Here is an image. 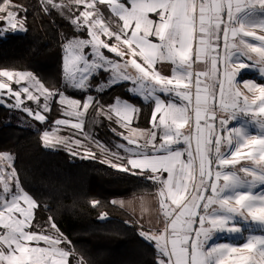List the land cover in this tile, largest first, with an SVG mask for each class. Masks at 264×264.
<instances>
[{"label": "snow or ice", "instance_id": "1", "mask_svg": "<svg viewBox=\"0 0 264 264\" xmlns=\"http://www.w3.org/2000/svg\"><path fill=\"white\" fill-rule=\"evenodd\" d=\"M45 3L52 10L58 7L52 0H45ZM75 3L85 4V10L72 22L77 27H87L90 37L71 39L64 46L66 48L64 69L77 88L86 87L85 81L90 71L93 69L107 71L108 68L105 67L107 65L115 69L123 81H140L141 88L144 81H150L153 84L151 89L153 93L158 87L161 92L174 93L187 102L185 105L166 103L156 95L151 123L162 130L161 143L156 145L155 131L135 130L139 131L140 135L148 137L141 146V151L135 153V158H129L123 164H110L115 169L144 176L146 180L161 186L159 192L161 207L164 209V215L170 219L165 223L162 234L149 235L141 232L140 235L149 241L157 242L160 254L167 259V264H261L251 256L243 255L242 250L252 252L259 246V255L264 259V235L249 234L242 248L230 243L209 242L213 241L217 233H242L244 229L240 226V220L264 225V188L258 193L253 191L264 185V135L250 136L243 127H227L230 120H235L237 115L250 113L258 127L264 129V84H257L252 80L243 81L244 87L254 94L251 99L236 87V77L242 69L250 66L243 62L237 63V54L248 57L250 61L253 59L251 53L257 54L258 59L253 66L258 65L259 71L264 74V36H256L254 31H245V20L234 19L233 14V8L236 13L244 11V7L264 10V0H252L250 4L244 6L240 3L233 4L232 0H215L213 4L199 5L196 0H129L128 5L117 3L116 0H92L91 3H87L86 0H75ZM97 3L110 4L112 11L120 16L123 26L118 31L111 30L102 19L93 18L94 12L99 15L95 7ZM16 8L11 0H0V13H3L0 16V23L6 24L8 30L26 31L25 21L17 18L19 13ZM225 9L226 21L221 17ZM19 12L26 13V10L21 8ZM150 13L155 14L158 20L150 19ZM245 15H251V12H246ZM197 18L199 41L195 57L196 60H207L210 57V72L213 78L217 75L220 60L217 51L220 26L222 23L226 25L223 29V79L217 83L219 109L221 112H227L228 116L219 118L218 127L217 112L212 106L217 96L216 83L205 84L201 88L203 83L201 77L207 78L209 71L195 74V106L189 107L193 103V41ZM236 24L239 27H235ZM258 26L264 28V17ZM4 33L5 29L0 28V35ZM229 34L231 37L240 34L255 37L261 45L247 43L243 36L238 44L229 45ZM101 35L108 39L114 38V42L108 43L101 39ZM150 37L156 38L159 42H154ZM122 45L126 46V50ZM85 47L90 49L94 59H88L83 51ZM102 49L120 58L130 53L131 59L124 60L123 67L130 66L136 75L125 74L120 61L106 57ZM138 56L143 62L138 61ZM234 57L236 59H233ZM165 60L171 61L182 71L174 69L171 77L162 75L156 70L155 65ZM77 72L82 73L79 81L75 80ZM0 77L8 81L0 79V90H5V94L0 96V104L13 110H22L39 122L47 120L44 113L51 110L50 100L53 97L58 96V102L71 107L73 109L71 114L77 116L86 112L93 103V97L87 96L81 112L80 100L66 98L55 90L50 91L31 72L3 70L0 71ZM12 81L18 86L26 81L35 92L30 90L29 86L13 90L10 83ZM129 91L136 90L129 88ZM22 93L25 94L23 99ZM41 98L44 100L43 104L40 103ZM9 99L12 103H5ZM25 100L35 102L36 108L28 107ZM115 111L117 116L122 117L124 126L127 127L133 119V113H137L138 109L124 102L122 107L116 108ZM190 112H194V129L185 134L182 130L193 119ZM57 123L69 122L60 120ZM73 126L81 128L82 122ZM224 132L227 133L226 136L222 134ZM124 138L136 143L131 136ZM42 139L45 147L53 149L64 143L63 140L50 139L47 131L44 132ZM222 142L227 148L235 144V150L230 154L222 151ZM149 144L151 149L148 148ZM180 144L185 147H174ZM243 148H251V151L245 156L241 151ZM3 155L11 159L7 153ZM241 159L252 160L260 167L258 170L243 167L240 171L245 176H241L237 171L231 170V166L238 165ZM145 172L148 174L145 175ZM164 173H167L166 178L163 176ZM245 185L248 186L247 190H240ZM209 189L211 194L205 195ZM4 191H10L7 183ZM99 203L92 202L93 206ZM37 207L36 200L27 192L13 193L0 204V226L7 230L0 235V244L7 245L8 249L5 252L0 248V264H68L69 252L57 247L64 239L58 229L55 239L50 235L26 230L31 226L34 209ZM105 218L107 214L99 217L101 220ZM51 227L56 228L54 223ZM29 242H34L37 246L31 247ZM40 242H44L48 247H40ZM159 264H165V260L161 259Z\"/></svg>", "mask_w": 264, "mask_h": 264}, {"label": "trees", "instance_id": "2", "mask_svg": "<svg viewBox=\"0 0 264 264\" xmlns=\"http://www.w3.org/2000/svg\"><path fill=\"white\" fill-rule=\"evenodd\" d=\"M11 3L24 19L26 31L0 37V70L30 71L45 87L62 89L64 46L72 38L86 35L85 29H77L70 19L45 7L41 0H11ZM21 8L26 13L19 12ZM108 75V71H100L92 76L86 90L67 89L66 92L80 100L94 95L105 107L118 97L125 99L138 108L133 125L150 128L154 102L133 95L127 82L98 91L96 86ZM7 111L0 104V152L13 155L22 189L37 202L28 229L46 232L54 223L68 241L70 261L80 258L85 264H159L162 256L156 246L140 235L145 226L113 201L136 193H153L161 186L144 176L115 169L100 159L78 158L66 150L45 147L43 131L63 115L58 101L53 102L48 119L40 129L2 124ZM119 131L120 127L112 131L107 122L95 127V135L107 144L113 140L115 144L124 141ZM93 201L100 203L93 206ZM102 214H107V218L99 219Z\"/></svg>", "mask_w": 264, "mask_h": 264}, {"label": "rangeland", "instance_id": "3", "mask_svg": "<svg viewBox=\"0 0 264 264\" xmlns=\"http://www.w3.org/2000/svg\"><path fill=\"white\" fill-rule=\"evenodd\" d=\"M41 1L45 7H47V8L49 7L48 5H46L45 0H41ZM52 2L56 5H58V7L55 10L60 12L64 16H66L68 19L71 20V22L74 21L77 16H80L81 13L85 10V4L82 3V4L77 5L75 3V0H52ZM86 2L91 3L92 0H86ZM95 7H96V9H98L99 15H97L96 12H94L93 18L94 19H102L103 22L105 24H107L111 30L118 31L119 30V23H118L117 18L115 17V15H117V14L112 11L111 5L106 4V3L105 4L97 3L95 5ZM88 10H92V9H88ZM17 18L20 19L22 17L20 15H18ZM74 26L77 29H81V30L85 29V31L87 33L86 35L76 37V38H80V39H89L90 38L87 27H77L76 24H74ZM24 27H25V25H24ZM0 28L5 29V33L3 35H0V37H4L8 33H23V32H25V31H17V30H8V26L4 23H0ZM72 39H75V38H72ZM101 39L106 40L110 44L114 42V38L108 39L104 35H101ZM68 42H66V44ZM122 48L126 50V46L122 45ZM105 50L106 49H102V51L104 52V55L106 57H109L110 59L120 61L121 66H122V71L125 74H127L129 67H127V68L123 67V61L127 60V55L123 58H120V57L115 56L114 54H112V55L107 54V52ZM83 51L88 56L89 60H92L95 58L90 53V49L88 47H85ZM65 55H66V48H64V57H65ZM105 67L108 68L107 71L109 72V75L107 76V78L105 80H103L101 83H99L96 86V89L100 92L108 89L109 87H111L113 85H116V84L123 82V80L120 78V76H118L116 74L115 69L109 68L107 65H105ZM3 70H10V71H14V72L23 71V70H16V69H1L0 71H3ZM24 72H30V71H24ZM99 72H100V70H96V69H93L92 71H90V73L88 74V79L85 81L86 87L84 89H79L75 86V84L73 83V80L69 77L67 71L64 69V64H63L62 89L55 90V91L62 93L66 98L78 99V98L72 97L69 94H67L66 90L67 89L86 90L90 86V79L92 78V76L98 74ZM31 73L40 81L41 84H43L41 82V80L33 72H31ZM81 75H82L81 72H77L75 75V80L79 81ZM246 75L249 77H255V74L251 75L250 73H247ZM0 79H4L6 82H8L6 78L0 77ZM259 80H261V78H259ZM10 83L12 84L13 90H18L19 87H21V86H29L30 90L35 92V89L26 81L22 82L20 86L16 85L14 81H12ZM49 90L53 91L52 89H49ZM131 93L133 95H137V96L139 95L137 92H134V91H131ZM4 94H5V90H0V96H3ZM24 95L25 94L22 93V99L24 98ZM87 96L93 97V103L86 112H83L82 104H83V102H85L86 98L84 100L78 99L81 101V108L79 109V111L83 112V114L80 116L71 114L73 112V109L66 104L60 103L61 107H62V114H63L62 117L56 119L49 128L45 129L42 133V137H43L44 132L47 131L49 133L50 139H52L53 141L63 140L64 143L58 144L54 149L50 148V147H47V148L53 149V150L63 149V150L68 151L73 156L78 157V158H97V159H100L101 161L107 163L108 165L119 164V163L115 162V161H117V158H118L115 155V146L123 148L124 145H120L121 143L115 144V140H113L110 144H107L104 142V140L99 138L98 142H101V144H103L104 147H103V149H98V156H95V155L88 154L87 150L89 149V147L92 145L93 142H91L89 140V138L85 137L84 135L85 134H87L88 136L91 134L95 135V127L102 122H107L108 127L111 128V130L114 132L116 131L117 127L122 128V126L119 124V122L121 123L123 121L122 117L116 115L115 109L122 107L123 103L127 102V101L125 99L118 97L115 99V102L112 105L105 107V106L100 105L96 101L94 95L89 94ZM58 100H59L58 96L51 98L50 109H51L53 102L58 101ZM5 103H12V101L9 99V100H6ZM40 103L41 104L44 103L43 98H41ZM25 104H27V106L30 108H36V103L33 101L25 100ZM185 104H187L186 101H184L181 105H185ZM192 105H193V103L191 105H189V107L190 108L194 107ZM48 112H45L44 114L47 116ZM137 114H138V112L133 113L132 121L135 122V120L137 119ZM189 114L193 117L192 120H194V112H190ZM109 117H111V118L109 119ZM47 119H48V116H47ZM60 120H65V121H68L69 123H67V124L57 123V121H60ZM192 120H190L189 124L185 126V128H187V131L185 132V134H187L190 129H194V124L192 123ZM44 122L36 121L33 117L27 115L22 110H18V109L13 110V109L8 108V111L3 116L1 123L2 124H16V125H21L24 127H29L32 129H40L41 125ZM81 122H82L81 128H75L73 126L76 123H81ZM217 127H218V125H217ZM224 133H226V132H224ZM224 133H222V134L224 135ZM77 141H79V143H77ZM155 143L157 144V141H155ZM194 143L195 142L193 141V146H194ZM214 143H215V141H213V152H212L213 156L215 154L214 153ZM143 145L144 144H141L139 146H134V147L126 146L124 148L127 149L129 152H137L139 147H141ZM184 147H185V145H184ZM221 147H222V150H224V151L225 150L228 151L230 149V148H227L226 144H224L223 142H222ZM149 149H151V147ZM232 149L233 150L235 149V144H233ZM5 153H7V152H0V204H2L6 198L11 197L13 193L16 194L18 192H25L19 183L17 173H16L15 167L13 165V161H14L13 155L11 153H7L8 156L11 157V159H8L7 157H5L3 155ZM185 159H186V156H185ZM259 167L260 166H255L254 168L259 169ZM232 169L237 171L239 175L245 176V174L242 171H240V169H242V168L239 167L238 165L234 166ZM13 170H15V175H13ZM215 170H216V168H215V166H213V171H215ZM163 176L166 178L167 173H164ZM211 182L212 181H209V183H211ZM5 183H7L8 187L10 189L9 192L4 191ZM221 183H223V181H221ZM247 187L248 186L245 185L240 190L245 191V190H247ZM262 188H264V185H260L259 187L253 189V191L258 193ZM159 192H158V194H159ZM210 194H211V192L209 189V191L206 192L205 195H210ZM160 201H161V197L159 194L158 211H159V214H160L161 219L163 221V225L161 227H159L158 230L150 231L149 235H160V234H162V230H163L165 223H167L170 219L164 215V209L161 207ZM201 207H202V204H201ZM197 220H198V218H197ZM251 223H254L253 224L254 227H257L259 225V223H255V222L245 223L243 220H240V225L252 226ZM194 227H195V225H194ZM0 229H4V228L0 227ZM56 229L57 228L53 229L50 225L48 227V230L46 232H43V233L48 234L55 239L56 238ZM243 236H244L243 233H240V234L217 233L214 235L213 241H210L209 243H212V242L227 243V241H229L230 243L240 244L244 241L243 240L244 238H240ZM63 238H64L65 242H63V240H62L60 245H57V247L69 249L67 246L66 238L65 237H63ZM170 238L171 237L169 236V241H170ZM151 242L156 246V248L160 254L159 248L157 247V242H155V241H151ZM69 255L71 256V252ZM255 255H256V253H254L251 257L256 261ZM70 256L68 257V264H85L80 258H74L70 261ZM162 259H164L165 264H167V259L163 256H162ZM260 259L262 262H264V259H262V258H260Z\"/></svg>", "mask_w": 264, "mask_h": 264}, {"label": "crops", "instance_id": "4", "mask_svg": "<svg viewBox=\"0 0 264 264\" xmlns=\"http://www.w3.org/2000/svg\"><path fill=\"white\" fill-rule=\"evenodd\" d=\"M116 2L117 3H124L126 5L129 4V0H127V2H124L122 0H116ZM214 2H215V0H196V3L198 5L200 3L213 4ZM232 2H233V4L240 3L242 6H244V5L250 4L252 2V0H232ZM246 12H251V15L246 16L245 15ZM233 14H234V19L239 18V19L245 20V22H246L245 31H254L256 33V36H264V28H261L258 26L261 18L264 17V10H260L259 8L252 10L248 7H244V11H242L240 13H236L235 8H233ZM115 17L118 20L119 28H121L123 26V20L118 15H115ZM221 17L223 20H225V21L227 20V9H225L221 13ZM149 18L153 19V20H158V17L152 13L149 14ZM225 26L226 25L224 23H222L220 26V39L217 42L219 44V48L217 49V51L220 54V60L218 61V65H217L218 72H217V75L215 78L212 77L211 72H210V57L207 60H196V57H195V51L198 48V41H199L198 18H197V24H196V31L194 34L195 38L193 41L194 55H193L192 71L194 73V76H193V86H192V91H193V105L192 106H195V104H194V100H195V87H194L195 74L201 73L204 71H209V76L207 78L201 77V80L203 81V83L201 84V88H203L205 86V84L216 83L217 96H216V99L213 101L212 106L217 112V121H216L217 125L219 123V118L228 116L227 112H221L219 109V84L217 83L218 80L223 79V76H222L223 67H224V63H223V56H224L223 29ZM234 26L239 27L238 24H236ZM242 36H243V34H240L236 37H231V35L229 34V45H231L233 43L238 44L240 42ZM150 39H152L154 42H159L154 37H150ZM213 39L215 40V37ZM243 39L247 43H253V44H256L257 46L261 45V42L256 40L255 37L243 36ZM137 51H139V49H137ZM237 56H238L237 63L243 62V63L249 64L250 66L246 69H242L240 74L236 77V87H238L240 89V91L242 92L243 95H247L251 99V98H253L254 94L252 92L248 91L244 87L243 81L252 80L257 84H264V74H262L259 71L258 65L253 66L255 60L258 59L257 54L251 53V56L253 57V59L251 61L248 59V57L239 56V54H237ZM127 59H131L130 53L127 54ZM137 59H138V61L143 62L142 58H140L139 56L137 57ZM233 59H236V57H234ZM155 68L162 75L169 76V77L173 76L174 69L177 71H182V69H177V66L175 64H173L171 61H166V60L157 62L155 65ZM251 72L255 74V77H249L246 75L247 73H251ZM127 74H131L133 76L136 75L135 70L132 69L130 66H129V70H128ZM259 78H261L262 81L259 80ZM123 82L129 83V88L135 89L136 91H134V92H137L139 94L138 96H140V97L142 96L141 98L143 100L153 101L154 102V108H155V96L156 95H159L161 97V99L165 100L166 103L171 102V103H175L177 105H181L184 102V100L181 97L176 96L174 93L165 94V93L161 92L158 87L156 88V92L153 93L151 91L153 84L150 81H144L143 82V88H141V82L140 81L134 80V81H123ZM123 82H121V83H123ZM256 95H258V93H256ZM241 99H242V97H241ZM158 119H159V116H158ZM133 122L134 121H132L127 127L124 126V121H122L121 123L119 122V124L122 126L121 131H119V134H120V137L124 141H119L116 144L121 143L120 145H124V147H126V146L134 147V146H139L141 144H145V141L148 139V137L140 135L139 131H135V130H142L144 132L155 131L156 132V141H157L156 145H159V143H161L162 130L160 128L154 127V125L152 123H151L150 128L137 127V126L133 125ZM192 123L194 124V120H192ZM227 127H229V128L243 127L250 136H252V135H264V129H260L258 127L257 123L253 121L252 115L250 113L237 115V118L235 120H230ZM182 131L186 132L187 128L183 129ZM224 135L226 136L227 133H224ZM84 136L89 138V140L91 142H93L92 145L87 150L88 154L98 156V149H103V147H104L103 144H101V142H98L99 138L94 134H91L89 136L87 134H85ZM129 136H131L136 141V143H131L129 140L124 138V137H129ZM149 146L151 147V144L148 145V148H150ZM124 147L120 148V147L115 146V155H116V157H118L117 161H115V162H117L119 164L125 163L129 158H135L136 152H129ZM174 147L183 148L184 145L180 144V145H176ZM234 150L231 147L228 151L227 150H225V151H227L230 154ZM139 151H141V147H139V149L137 150V152H139ZM222 151H224V150H222ZM241 151L246 156L247 153L249 151H251V148H243V149H241ZM213 166H215V165H213ZM235 166H237V165H235ZM238 166L241 168L248 167V168H250V170H258V169H255L254 167L259 166V165H257L252 160L241 159ZM233 167L234 166H231V170H233L232 169ZM223 170H226V169H223ZM159 191H160V189L156 192H153V193H148V192L136 193V194H133V195H130L127 197L116 198V199H114V201H116L117 205L127 209L131 214H133L134 217L137 219V221L139 223H141L143 226H145L146 230L144 232L149 234L150 231L158 230V228L163 225V221H162L161 216H160L159 211H158V201H159L158 192ZM16 194H21V192H18ZM34 214H35V209H34ZM33 218H34V215H33ZM33 218L31 220V223L33 221ZM249 222H251V221H249ZM251 224H252V226L240 225L244 229V231L242 232L244 234V236L240 237V238H244L243 239L244 241L242 243L235 244V243H230L229 241H227V243H230L233 246H237V247L242 248V245L245 242H247L246 237L249 234L264 235V225L259 224L257 227H254V225H253L254 223H251ZM0 227H2V226H0ZM26 230L30 231L28 228ZM6 231H7L6 229H0V235H3ZM37 233L45 234L43 232H37ZM45 235H48V234H45ZM63 242H65L64 239H63ZM29 246L35 247L37 245L34 242H29ZM39 246L40 247H48V245L45 244L44 242H40ZM0 248H3V250L5 252H7V250H8L7 245L0 244ZM258 248H259V246H257V250H253L252 252H248V250H242V254L252 256L254 253H256V255H255L256 261L261 262V264H264V262H262L260 259L261 256L259 255ZM61 249H64V248H61ZM64 250L68 251L70 254L69 249H64Z\"/></svg>", "mask_w": 264, "mask_h": 264}]
</instances>
